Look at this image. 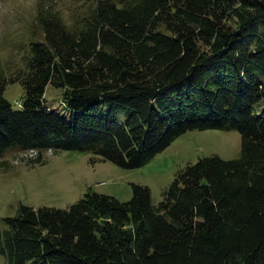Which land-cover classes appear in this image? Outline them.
Wrapping results in <instances>:
<instances>
[{
    "label": "trees",
    "instance_id": "1",
    "mask_svg": "<svg viewBox=\"0 0 264 264\" xmlns=\"http://www.w3.org/2000/svg\"><path fill=\"white\" fill-rule=\"evenodd\" d=\"M39 5L20 64L0 60V156L80 149L135 168L205 128L236 129L240 153L185 164L157 203L137 182L126 200L19 203L5 264H264V0H91L67 23Z\"/></svg>",
    "mask_w": 264,
    "mask_h": 264
},
{
    "label": "rangeland",
    "instance_id": "2",
    "mask_svg": "<svg viewBox=\"0 0 264 264\" xmlns=\"http://www.w3.org/2000/svg\"><path fill=\"white\" fill-rule=\"evenodd\" d=\"M91 0H0V60L4 65L20 64L19 56L27 45L30 29L36 28L34 16L39 3L57 11L65 20L85 10ZM23 93L19 82L8 83L3 95L13 104ZM61 89L47 86V104L55 105ZM51 101V102H50ZM49 104V105H50ZM58 109V104H56ZM51 153V152H50ZM44 153L46 161H31L34 151L10 149L0 156V224L14 215L19 203L34 207H64L75 201L87 188L107 193L120 200L130 198L131 182L146 184L151 200L157 203L162 190L175 172L203 155L216 153L234 158L240 153V133L236 129L205 128L187 130L176 136L146 164L123 168L109 160L91 161L92 153L80 149H60ZM44 160V159H43ZM0 264H5L0 254Z\"/></svg>",
    "mask_w": 264,
    "mask_h": 264
}]
</instances>
